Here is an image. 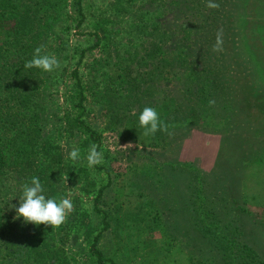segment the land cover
I'll list each match as a JSON object with an SVG mask.
<instances>
[{"label":"rangeland","instance_id":"1","mask_svg":"<svg viewBox=\"0 0 264 264\" xmlns=\"http://www.w3.org/2000/svg\"><path fill=\"white\" fill-rule=\"evenodd\" d=\"M207 2L79 0L78 11L76 0H23L25 7L20 12L27 10L30 18L34 16L30 35L23 39L13 37L14 20H0V76L1 73L19 75L18 69L12 67L21 58L23 73L20 75L24 78L19 86L28 87L23 94L29 99L24 106H14V110L27 112L29 119L23 121L31 132L27 138L37 146V150L33 149L34 167L21 166L32 168L17 169L12 165L13 159L8 158L10 171L5 185L11 184L20 196L22 185L30 183L35 175L40 178L46 198L59 201L67 197L74 204V211L66 222L54 229L17 218L15 209L19 207L20 198L15 203L1 205L18 223L17 232H23L22 238L15 239V244H20L21 240H25L26 247L36 244L49 259L48 264H95L90 249L103 225L92 213V200L98 189L107 184L108 172L115 201L111 203L110 228L97 245L108 258L116 264H202L168 238L143 208L145 200L153 199L147 195H153L147 189L146 169L138 164L139 155L152 152L159 159L165 152L171 160L192 163L208 172L216 161L221 135L192 129L183 133L185 138L180 145L171 144L169 150L161 151V141L156 138L163 131L144 136L138 117L143 108L153 107L164 123L161 102L168 101L175 90L170 86L161 91L164 86L158 83L165 64H169L167 58L173 61V55L179 53L175 50L176 41L190 40L197 35L198 28H203L199 32L211 29L206 25L213 22V16L219 18L217 13L231 24L229 0H212L219 4L217 9L206 7ZM223 3H226L224 7ZM242 3L244 17H239L237 29L244 36L247 58L256 65L264 81V0H242ZM185 27L187 30L183 33L181 30ZM90 34L98 35L99 45L83 53L94 45ZM39 46H43L41 55L56 56L59 68L45 72L36 67H24ZM74 70L78 71L86 97L83 120L102 136L103 163L92 168L86 160L92 144L76 129L74 121L77 116L76 83L71 76ZM30 87H33L31 91ZM260 100L257 95L250 97V102ZM33 125H39L41 131L34 133L30 129ZM44 146L48 158L40 154ZM73 147L80 150L77 161L68 158V151ZM39 157L45 161L36 163ZM38 165L45 166L44 172L35 169ZM243 178L246 208L256 222L264 224V156L246 164ZM131 180L137 181L144 197L131 190ZM260 224L250 225V233L253 229L256 235L262 236L264 229ZM16 258V263L7 257L1 259L0 264H37L31 257L24 261L18 255Z\"/></svg>","mask_w":264,"mask_h":264},{"label":"trees","instance_id":"2","mask_svg":"<svg viewBox=\"0 0 264 264\" xmlns=\"http://www.w3.org/2000/svg\"><path fill=\"white\" fill-rule=\"evenodd\" d=\"M22 2L0 0V20L15 21L13 37L17 39L30 35L34 23V16L30 18L27 10L20 12L25 7ZM76 2L80 11L79 0ZM225 5L222 4L223 7ZM243 11L242 0H229L231 24L221 13H217L219 18L213 16V22L206 25L211 29L199 32V29H203L201 27L190 40H177L175 50L179 53L175 54V60L173 55V61L167 58L169 64H165L158 83L164 86L161 91L170 86H174L175 90L168 101L165 99L161 102L165 112L164 124L169 128L173 126L156 138L161 141V151L169 150L171 144L180 145L185 138L183 133L192 129L205 134H218L222 139L213 168L203 172L192 163L181 164L169 159L165 152L158 156L159 159L152 152L139 155L138 164L146 169L147 189L153 195H147V198L153 199L145 200L143 208L149 212L148 216L152 215L168 238L202 264H264V232L261 236L256 235L253 229L251 233L249 231L250 225L260 223L246 208L243 186L246 164L264 156V81L256 65L247 58L244 36L237 29L239 17H244ZM219 29H223L224 51L217 53L212 48ZM186 30L185 27L181 31L185 33ZM90 35L94 45L83 53L99 45L98 35ZM19 55L23 54L19 52ZM20 65L21 58L12 67L18 69L19 75L1 73L0 76V110L10 109L0 111V261L8 257L16 263L18 255L21 261L31 257L37 264H48L47 256L36 244L26 247L25 240L15 244V239L22 238L23 232H17L18 223L1 206L15 203L20 198L17 189L11 184L5 185L10 171L8 158L13 159L15 168L29 169L32 167L21 166H33L32 157L36 155L33 149L37 146L27 138L31 132L26 128L28 125L25 127L23 124L24 120L29 119L27 112L14 110V106H24L29 99L23 94L28 87L19 86L24 78L20 75V72L23 73ZM71 76L76 83V129L87 137L90 145H97V150L101 151L102 136L83 120L86 97L78 71L74 70ZM253 95L261 100L250 102ZM210 100L215 101L211 106ZM30 129L34 133L41 131L39 125H33ZM40 154L48 158L45 146ZM41 159L39 157L36 163L45 161ZM43 165L35 169L42 173ZM106 173L107 184L98 189L92 200V213L100 218L103 225L93 238L90 249L95 264H116L97 246L103 233L110 228L109 218L113 213L111 203L115 201L112 179ZM132 185L131 190L144 197L136 180H131L130 187ZM260 225L264 229V224ZM21 261L18 260L19 263Z\"/></svg>","mask_w":264,"mask_h":264},{"label":"clouds","instance_id":"3","mask_svg":"<svg viewBox=\"0 0 264 264\" xmlns=\"http://www.w3.org/2000/svg\"><path fill=\"white\" fill-rule=\"evenodd\" d=\"M206 7L210 9L219 8L218 3L208 0ZM223 29H219L216 33V41L212 50L214 52H223ZM43 46L35 48L33 58L24 65L26 69L33 67L42 69L45 72H52L60 67V61L55 55H41ZM214 100L209 101V105H213ZM139 125L144 129L143 135H154L157 131L167 132L169 125L161 122L158 112L153 107H145L139 114ZM98 146L93 144L88 150L86 156L87 165L92 168L103 163V153L97 150ZM68 158L72 161L80 159L79 148H71L68 151ZM68 176L64 177L66 182ZM44 187L38 176H33L30 183L22 185V195H20L19 207H17V218L23 217L25 223L34 225H50L53 229L63 225L68 216L74 211V204L70 198H61L59 201L55 198H46ZM14 207V206H13Z\"/></svg>","mask_w":264,"mask_h":264}]
</instances>
